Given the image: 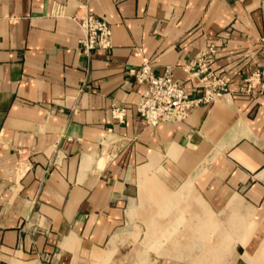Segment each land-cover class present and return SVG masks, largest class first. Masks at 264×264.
Segmentation results:
<instances>
[{
    "label": "crops",
    "instance_id": "0c3cea01",
    "mask_svg": "<svg viewBox=\"0 0 264 264\" xmlns=\"http://www.w3.org/2000/svg\"><path fill=\"white\" fill-rule=\"evenodd\" d=\"M85 9L112 30L89 55ZM262 37L264 0H0V264H264ZM212 42L228 90L148 124L130 69L199 97Z\"/></svg>",
    "mask_w": 264,
    "mask_h": 264
},
{
    "label": "built area",
    "instance_id": "2783aa9c",
    "mask_svg": "<svg viewBox=\"0 0 264 264\" xmlns=\"http://www.w3.org/2000/svg\"><path fill=\"white\" fill-rule=\"evenodd\" d=\"M74 19L85 32L81 40L82 51L91 54L97 48L111 46L112 30L108 20L85 9L77 12ZM264 55V37L261 39ZM222 45L212 42L199 52L197 56L183 66L191 76L200 79L204 93L199 97H191L185 84L175 77L173 66H167L163 73L157 74L150 60L145 59L138 67L130 69L136 84L143 87V93L137 104L139 115L150 125L177 124L186 121L200 106L214 103L219 96L228 90L230 78L226 72L208 70L217 57ZM246 91L252 94H264V66L252 72L246 79ZM116 117L120 118L121 109L116 108Z\"/></svg>",
    "mask_w": 264,
    "mask_h": 264
},
{
    "label": "rangeland",
    "instance_id": "374dc122",
    "mask_svg": "<svg viewBox=\"0 0 264 264\" xmlns=\"http://www.w3.org/2000/svg\"><path fill=\"white\" fill-rule=\"evenodd\" d=\"M147 236H148L147 225H146V227L145 226H142V230L140 232V238L146 239ZM147 253H149V252H147Z\"/></svg>",
    "mask_w": 264,
    "mask_h": 264
}]
</instances>
